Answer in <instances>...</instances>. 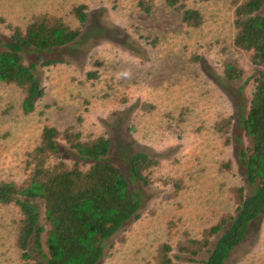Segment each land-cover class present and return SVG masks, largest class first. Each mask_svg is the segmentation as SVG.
I'll return each mask as SVG.
<instances>
[{
  "label": "rangeland",
  "instance_id": "obj_1",
  "mask_svg": "<svg viewBox=\"0 0 264 264\" xmlns=\"http://www.w3.org/2000/svg\"><path fill=\"white\" fill-rule=\"evenodd\" d=\"M75 3L86 6L81 34L41 55L61 61L46 66L34 55L25 57L36 64L44 88L35 110L21 114L20 90L0 82V179L25 177V152L44 123L72 126L85 138L104 134L112 161L122 168L135 151L156 154L158 164L146 171L149 181L130 180L141 199L138 216L110 238L99 262L155 264L160 243L197 236L233 209L232 191L244 183L239 122L257 68L231 45L230 0H187L203 15L198 27L186 26L163 0H151L149 14L133 0H0V39L9 38L8 25L23 27L37 13L75 26L69 11ZM226 59L242 68L240 79H225ZM88 71L96 77L88 78ZM226 117L227 140L213 125ZM19 217L15 204L0 203V264H27L15 245ZM224 264H264V209Z\"/></svg>",
  "mask_w": 264,
  "mask_h": 264
},
{
  "label": "trees",
  "instance_id": "obj_2",
  "mask_svg": "<svg viewBox=\"0 0 264 264\" xmlns=\"http://www.w3.org/2000/svg\"><path fill=\"white\" fill-rule=\"evenodd\" d=\"M133 1L144 14L151 12V0ZM163 1L186 26L202 24L201 11L187 0ZM230 5L231 45L246 52L257 68L249 108L239 122L245 137L238 148L244 183L232 191L233 209L197 236L186 235L174 245L160 243L155 264H224L264 209V0H230ZM69 11L77 21L75 26L62 16L37 13L23 27L8 25L9 38L0 39V82L20 90L21 114L33 112L44 94L36 64L25 57L34 55L41 65H55L60 58L41 59V55L72 43L81 34L87 20L85 4L75 3ZM221 68L229 81L242 77L235 60L226 59ZM86 74L96 77L94 71ZM143 108L150 111L153 106L143 104ZM230 124L226 117L213 125L227 140ZM111 150V140L104 134L85 138L72 126L42 125L38 141L25 152V177L0 179V203L15 204L20 214L15 245L21 260L27 264H99L110 238L138 216L141 199L130 180L147 183L146 171L159 161L156 154L139 150L129 155L122 168L112 161ZM174 184L177 188V180Z\"/></svg>",
  "mask_w": 264,
  "mask_h": 264
}]
</instances>
